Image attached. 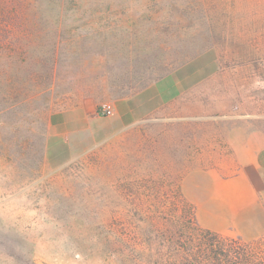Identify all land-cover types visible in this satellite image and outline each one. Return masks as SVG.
Wrapping results in <instances>:
<instances>
[{
    "label": "rangeland",
    "instance_id": "rangeland-1",
    "mask_svg": "<svg viewBox=\"0 0 264 264\" xmlns=\"http://www.w3.org/2000/svg\"><path fill=\"white\" fill-rule=\"evenodd\" d=\"M137 94L160 113L116 112ZM68 109L87 127L51 163ZM240 127L264 136V0H0V264H191L215 231L182 180L230 173Z\"/></svg>",
    "mask_w": 264,
    "mask_h": 264
},
{
    "label": "crops",
    "instance_id": "crops-1",
    "mask_svg": "<svg viewBox=\"0 0 264 264\" xmlns=\"http://www.w3.org/2000/svg\"><path fill=\"white\" fill-rule=\"evenodd\" d=\"M155 96L164 98L161 90ZM141 98V94L132 99L121 98L115 102L116 112L139 119L142 117L139 106L144 105L152 110V115L160 113L159 108L155 110L156 104L149 101L140 104ZM48 127L46 151L51 163H56L63 160L62 153L75 151L78 136L87 127V114L82 109L55 112L49 116ZM225 137H230L226 143L231 153L228 167L232 171H220L226 163L209 167L199 165L198 170L184 176L182 188L185 195L196 202L202 226L223 235L255 237L263 228L264 136L257 129L240 127Z\"/></svg>",
    "mask_w": 264,
    "mask_h": 264
},
{
    "label": "trees",
    "instance_id": "trees-1",
    "mask_svg": "<svg viewBox=\"0 0 264 264\" xmlns=\"http://www.w3.org/2000/svg\"><path fill=\"white\" fill-rule=\"evenodd\" d=\"M200 240L197 251L192 253L191 264L264 263V251L262 250L264 237L245 241L240 237H224L207 230Z\"/></svg>",
    "mask_w": 264,
    "mask_h": 264
},
{
    "label": "built area",
    "instance_id": "built-area-1",
    "mask_svg": "<svg viewBox=\"0 0 264 264\" xmlns=\"http://www.w3.org/2000/svg\"><path fill=\"white\" fill-rule=\"evenodd\" d=\"M98 112L104 116H110L114 114V106L111 102L105 101L100 104Z\"/></svg>",
    "mask_w": 264,
    "mask_h": 264
}]
</instances>
